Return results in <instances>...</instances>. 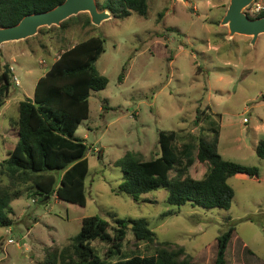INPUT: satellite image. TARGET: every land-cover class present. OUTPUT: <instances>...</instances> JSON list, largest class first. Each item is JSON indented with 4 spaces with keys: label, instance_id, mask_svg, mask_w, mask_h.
Listing matches in <instances>:
<instances>
[{
    "label": "rangeland",
    "instance_id": "obj_1",
    "mask_svg": "<svg viewBox=\"0 0 264 264\" xmlns=\"http://www.w3.org/2000/svg\"><path fill=\"white\" fill-rule=\"evenodd\" d=\"M106 1L96 0L99 9ZM147 3L145 16L112 15L86 27L70 22L60 33L40 31L0 45V72L9 63L20 85L12 83L16 98L0 112V162L16 141L9 124L18 113L16 101L33 95L36 80L63 48L89 35L102 37L104 51L95 67L108 80L91 92L88 118L75 133L88 147L86 204L54 196L42 201L39 194L23 192L10 202L13 224L0 227V264H43L45 250L69 243L82 218L91 215L105 219L110 233L115 218H145L157 239L183 245L195 264H213L217 237L233 225L226 264L263 262L264 157L256 154L255 142L264 139V33L254 43L247 35L229 37L220 23L229 0ZM245 12L254 17L250 7ZM211 122L218 123L217 149L225 159L260 169L259 177L228 179L234 190L229 209L171 205L164 188L138 200L118 190L123 175L114 161L126 151L152 159L159 151V130H178L186 140L200 132L212 139ZM191 168L200 175L197 164ZM0 182L7 181L0 177ZM133 241L129 231L121 253L107 260L153 253L149 243ZM92 245L104 258L108 244Z\"/></svg>",
    "mask_w": 264,
    "mask_h": 264
},
{
    "label": "trees",
    "instance_id": "obj_2",
    "mask_svg": "<svg viewBox=\"0 0 264 264\" xmlns=\"http://www.w3.org/2000/svg\"><path fill=\"white\" fill-rule=\"evenodd\" d=\"M63 0H0V26L16 24L24 15L46 11ZM114 17L125 18L132 12L145 16L147 0H107L101 7ZM264 11L258 16H263ZM83 27L92 25L86 12L70 16L59 26L39 28L38 32H62L69 23ZM47 33V32H46ZM104 51V39L89 35L65 47L41 75L33 97L17 102V116L9 121L13 144L0 162V227L13 224L10 202L23 192L39 194L42 201L51 196L80 206L86 204L85 178L89 171L87 144L76 130L89 115V96L107 85V78L95 67ZM14 74L9 63L0 72V110L10 94ZM104 108V107H103ZM216 115L221 116L217 113ZM217 122H211L212 139L204 133L186 140L178 130H159V151L144 160L139 153L126 151L114 164L120 167L123 181L118 190L135 200L152 190L164 188L166 202L171 205L189 203L192 207L229 209L234 190L228 179L238 173L259 177L260 169L225 159L217 149ZM195 149V151H193ZM256 154L264 157V139L255 145ZM197 164L200 175L192 166ZM112 233L109 223L96 215L82 218L79 232L64 246L53 245L44 252L43 264H195L183 245L159 240L145 218H115ZM134 236L133 245L144 241L152 245L149 255L122 256L113 262L112 255L121 253L127 233ZM234 226L230 225L217 237L213 264H226V247ZM108 244L102 258L92 242ZM261 264H264V260Z\"/></svg>",
    "mask_w": 264,
    "mask_h": 264
},
{
    "label": "water",
    "instance_id": "obj_3",
    "mask_svg": "<svg viewBox=\"0 0 264 264\" xmlns=\"http://www.w3.org/2000/svg\"><path fill=\"white\" fill-rule=\"evenodd\" d=\"M254 0H229L220 23L228 27V36L247 35L251 42L264 33V15L250 17L245 9ZM86 12L92 24L110 18L113 14L106 9H99L96 0H63L51 9L24 15L16 24L0 26V45L26 39L38 33L41 27L59 26L70 16Z\"/></svg>",
    "mask_w": 264,
    "mask_h": 264
},
{
    "label": "built area",
    "instance_id": "obj_4",
    "mask_svg": "<svg viewBox=\"0 0 264 264\" xmlns=\"http://www.w3.org/2000/svg\"><path fill=\"white\" fill-rule=\"evenodd\" d=\"M250 7V13L253 14L254 17H257L261 12L264 11V2H255V0L248 6ZM15 85H19V80L16 76H14ZM11 239H8V242H11Z\"/></svg>",
    "mask_w": 264,
    "mask_h": 264
},
{
    "label": "crops",
    "instance_id": "obj_5",
    "mask_svg": "<svg viewBox=\"0 0 264 264\" xmlns=\"http://www.w3.org/2000/svg\"><path fill=\"white\" fill-rule=\"evenodd\" d=\"M55 60V59H54ZM11 66V65H10ZM11 68H12V66H11ZM38 80V79H37ZM37 80H36V82H37ZM36 84V83H35ZM20 86V85H19ZM35 88V87H34ZM34 93V92H33ZM25 96H27V97H30V98H32L33 97V95L31 96V95H25ZM14 98H16V96H13L12 97V94H11V92H10V94H9V96L5 99V101H4V104H3V106H2V108H1V110L2 109H4L5 107H7L8 106V104L9 103H11V101H12V99H14ZM23 99V98H22ZM21 100V99H20ZM19 101V100H18ZM18 101H16V103L18 102ZM1 110H0V112H1ZM258 142V141H257ZM257 142H255V145H256V143ZM236 175H244V174H242V173H238V174H236Z\"/></svg>",
    "mask_w": 264,
    "mask_h": 264
}]
</instances>
